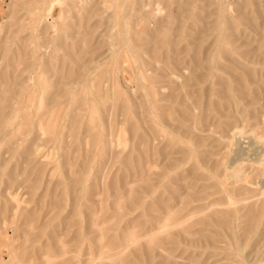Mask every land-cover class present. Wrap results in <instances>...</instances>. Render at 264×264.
I'll list each match as a JSON object with an SVG mask.
<instances>
[{"label": "rangeland", "instance_id": "obj_1", "mask_svg": "<svg viewBox=\"0 0 264 264\" xmlns=\"http://www.w3.org/2000/svg\"><path fill=\"white\" fill-rule=\"evenodd\" d=\"M263 135L264 0H0V264H264Z\"/></svg>", "mask_w": 264, "mask_h": 264}, {"label": "bare ground", "instance_id": "obj_2", "mask_svg": "<svg viewBox=\"0 0 264 264\" xmlns=\"http://www.w3.org/2000/svg\"><path fill=\"white\" fill-rule=\"evenodd\" d=\"M51 4L54 5V2L52 1ZM129 5H130V4H129ZM128 7H129V6H127L126 8H128ZM125 13H127L126 10H125V12L123 13V15H124ZM124 16L126 17L127 15H124ZM124 16H123V17H124ZM123 19H124V18H123ZM124 20H125V19H124ZM123 26H124V25H123ZM123 32H124V31H123ZM126 39H127V38H126ZM170 77H171V76H170ZM258 128H259V127H257V129L255 128L256 131L258 130ZM260 129H261V128H260ZM256 131H255V132H256ZM209 132H210V131H209ZM208 134H209V133H208ZM257 134H258V133H257ZM263 136H264V135H263ZM216 137H217V136H216ZM255 138H256V136H255ZM255 138H254V139H255ZM258 138H259V137H258ZM260 138H261V137H260ZM260 138H259V139H260ZM262 138H263V137H262ZM263 139H264V138H263ZM256 140H257V138H256ZM260 140H261V139H260ZM253 141H254V140H253ZM263 142H264V140H263ZM252 143H253V142H252ZM261 144H264V143H261ZM255 145H256V144H255ZM229 147H230V145H229ZM243 149H244V148L239 149V153H238L239 156L241 155L240 153L245 154L244 151H243ZM254 149H255V148H254ZM224 150H225V149H224ZM257 150H258V149H257ZM236 152H237V151H236ZM243 154H242V155H243ZM246 154H247V152H246ZM241 157H242V156H240V158H241ZM218 160H219V159H218ZM235 160H236V159H235ZM233 162H234V160L231 161V163H233ZM227 164H228V163H227ZM253 164H254V163H253ZM250 165H251V163H250ZM231 166H232V165H231ZM237 166H238V165H237ZM260 166H261V165H260ZM252 167H253V166H252ZM215 168H216V167H215ZM238 169H239V168H238ZM237 171H238V170H237ZM261 171H262V170H261ZM225 172H226V171H225ZM227 174H228V173H227ZM239 176H241V175L239 174L237 178H240ZM242 178H243V177H242ZM245 180H246V178H245ZM235 181H236V180H235ZM237 181H238V180H237ZM240 182H241V180H240ZM242 182H243V179H242ZM226 183H227V182H226ZM237 183H239V181H238ZM244 183H245V181H244ZM221 184H222V183H221ZM255 184H256V183H255ZM245 185H246V184H245ZM256 185H257V184H256ZM256 185H255V186H256ZM220 186H221V188H222V185H220ZM224 186H225V185H224ZM224 186H223V187H224ZM233 186H234V185H233ZM234 187H235V186H234ZM249 188H250V187L247 185V186H242V187H240V188H238V189H231L232 193H231L230 195H228V196H229V198H230L231 201H235V202H236L235 206H236V205H239V207H245V204H246L248 201H251L250 199L246 201V198H245V197L234 198V197L237 196L238 194H241V195H242L244 192L248 191ZM251 188H252V187H251ZM259 188H260V186H259ZM216 189H217V188H216ZM253 189H254V188H253ZM255 189H256V188H255ZM257 189H258V188H257ZM213 190H214V189H213ZM219 190H220V189H219ZM219 190H218V191H219ZM259 190H261V188H260ZM262 191H263V189H262ZM224 192L227 193L226 191H224ZM250 193H251V192H250ZM261 194H262V193H261ZM225 195H227V194H225ZM249 195H250V194H249ZM259 195H260V193H259ZM257 197H258V199H259V198L262 197V195H261V197L256 196L255 198H257ZM226 198H227V197H226ZM253 199H254V198H253ZM253 199H252V200H253ZM183 200H184V199H183ZM259 200H260V199H259ZM259 200H257V201L255 200V204H254L253 207H252L253 210L255 211V213L258 211L257 206H258V204H259ZM122 201H123V200H122ZM227 202H229V201H226V203H227ZM235 202H234V203H235ZM260 202H261V201H260ZM219 203H220V202H219ZM219 203H218V204H219ZM248 203H249V202H248ZM224 204H225V203H224ZM214 205H215V204H214ZM214 205H213V207H214ZM220 205H221V204H220ZM226 205H228V204H226ZM215 206H216V205H215ZM235 206H234V207H235ZM230 207H233V206H230ZM236 207H237V206H236ZM214 208H217V206L214 207ZM224 208H225V209H224ZM224 208H222V209H224V210L228 209V208H226L225 206H224ZM210 209H211V208H210ZM229 209H230V208H229ZM229 209H228V210H229ZM243 209H244V208H243ZM206 211L208 212L209 210L206 209ZM240 211H242V209H241ZM203 212H204V211H203ZM203 212H202V213H203ZM237 212H238V211H236V213H234V214H236V216H237ZM247 213H248V212H247ZM245 214H246V213H245ZM197 215H198V213H197ZM201 215H202V214H201ZM203 215H204V214H203ZM253 215H254V213H253ZM255 215H257V214H255ZM195 216H196V215H194L193 217L195 218ZM243 216H244V215H243ZM243 216H242V217H243ZM196 217H197V216H196ZM254 217H255V216H254ZM254 217H252L253 222H254ZM190 218H192V217L190 216ZM194 218H193V219H194ZM197 218H198V217H197ZM217 218H218V217H217ZM187 219H189V218H187ZM187 219H186V220H187ZM193 219H192V220H193ZM186 220H185V221H186ZM190 220H191V219H190ZM217 220H218V219H217ZM188 221H189V220H188ZM188 221H187V222H188ZM220 222H221V221H220ZM223 222H225V221H223ZM180 223H181V222H180ZM183 223L185 224L184 220H183ZM228 223H229V222H228ZM178 225H179V223H178ZM250 225H252V223H251ZM168 226H170V223H168L167 227H168ZM180 226H181V225H180ZM225 227H226V226H225ZM163 228H164V227H163ZM164 229H166V226H165ZM249 229H250V228H249ZM251 229H252V228H251ZM173 230H174V229H173ZM173 230H172V231H173ZM160 231H161V230H160ZM162 231H163V230H162ZM170 231H171V230H170ZM165 232H166V230H165ZM248 232H249V231H247V235H248ZM155 233H156V232H155ZM155 233H154V234H155ZM154 234H153V235H154ZM158 234H160V233H158ZM158 234H157V235H158ZM161 234H162V232H161ZM153 235H149V237H150V236H153ZM245 235H246V234H245ZM247 235H246V236H247ZM134 237H135V236H134ZM143 240H144V239H143ZM132 241H134V240H132ZM138 241H139V240H138ZM244 241H245V240H244ZM248 241H249V239H248ZM137 243H138V242H137ZM128 244H129V243H128ZM134 244H135V243H134ZM129 249H130V248H129ZM123 252H124V251H123ZM127 252H128V250H127ZM120 254H121V253H120ZM98 255H99V254H98ZM97 257H98V256H97ZM119 257H120V255H119ZM101 259H102V258H101ZM101 259H100V260H101ZM102 260H103V259H102ZM103 261H104V260H103ZM114 261H115V260H114ZM117 261H118V260H117Z\"/></svg>", "mask_w": 264, "mask_h": 264}]
</instances>
